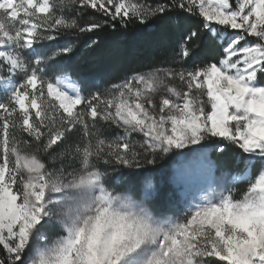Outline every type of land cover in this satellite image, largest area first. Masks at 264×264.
Instances as JSON below:
<instances>
[{
    "label": "snow or ice",
    "instance_id": "obj_1",
    "mask_svg": "<svg viewBox=\"0 0 264 264\" xmlns=\"http://www.w3.org/2000/svg\"><path fill=\"white\" fill-rule=\"evenodd\" d=\"M155 24L158 54L78 77ZM173 157L193 183L154 181ZM0 264H264V0H0Z\"/></svg>",
    "mask_w": 264,
    "mask_h": 264
},
{
    "label": "trees",
    "instance_id": "obj_2",
    "mask_svg": "<svg viewBox=\"0 0 264 264\" xmlns=\"http://www.w3.org/2000/svg\"><path fill=\"white\" fill-rule=\"evenodd\" d=\"M168 25L135 26L101 37V43L92 51L83 43L77 49L72 64L78 77L88 80L116 79L142 61L159 53L163 42L170 38Z\"/></svg>",
    "mask_w": 264,
    "mask_h": 264
},
{
    "label": "rangeland",
    "instance_id": "obj_3",
    "mask_svg": "<svg viewBox=\"0 0 264 264\" xmlns=\"http://www.w3.org/2000/svg\"><path fill=\"white\" fill-rule=\"evenodd\" d=\"M184 165V180L187 183H193L196 179L195 166H189L188 160L182 157H173L161 163V165L154 171L153 179L156 182H161L165 187H171L170 180L175 177V174L181 166Z\"/></svg>",
    "mask_w": 264,
    "mask_h": 264
}]
</instances>
